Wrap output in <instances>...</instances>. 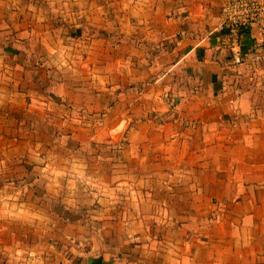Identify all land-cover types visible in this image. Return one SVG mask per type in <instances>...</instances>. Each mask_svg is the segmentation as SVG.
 Returning a JSON list of instances; mask_svg holds the SVG:
<instances>
[{
  "label": "crops",
  "instance_id": "obj_1",
  "mask_svg": "<svg viewBox=\"0 0 264 264\" xmlns=\"http://www.w3.org/2000/svg\"><path fill=\"white\" fill-rule=\"evenodd\" d=\"M226 0H0V264H264V47Z\"/></svg>",
  "mask_w": 264,
  "mask_h": 264
},
{
  "label": "built area",
  "instance_id": "obj_2",
  "mask_svg": "<svg viewBox=\"0 0 264 264\" xmlns=\"http://www.w3.org/2000/svg\"><path fill=\"white\" fill-rule=\"evenodd\" d=\"M222 11L227 26L222 39L232 52L233 62L243 61L239 49V33L243 27L254 25L256 42L264 47V0H226Z\"/></svg>",
  "mask_w": 264,
  "mask_h": 264
}]
</instances>
